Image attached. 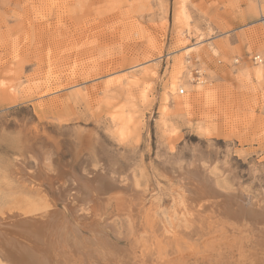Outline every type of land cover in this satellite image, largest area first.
Returning <instances> with one entry per match:
<instances>
[{"label":"rangeland","instance_id":"rangeland-1","mask_svg":"<svg viewBox=\"0 0 264 264\" xmlns=\"http://www.w3.org/2000/svg\"><path fill=\"white\" fill-rule=\"evenodd\" d=\"M182 1L0 0V223L53 209L76 223L74 173L134 190L163 234L188 232L181 174L194 161L225 194L264 206V0ZM178 61L184 96L170 84ZM258 67L260 81L244 77ZM30 151L54 156L53 187L28 185L45 169ZM114 211L100 228L128 250L130 222ZM0 264H12L1 244Z\"/></svg>","mask_w":264,"mask_h":264},{"label":"bare ground","instance_id":"bare-ground-1","mask_svg":"<svg viewBox=\"0 0 264 264\" xmlns=\"http://www.w3.org/2000/svg\"><path fill=\"white\" fill-rule=\"evenodd\" d=\"M175 19L177 24L187 28L188 18L182 6ZM183 34L189 41V31ZM195 50L196 47L188 48L186 56ZM177 64L170 84L172 90L178 88L180 92L182 86L190 87L184 80L188 74L187 77H190L191 72L183 67L184 62L178 61ZM262 75L263 70L258 67L250 73L246 72L244 77L247 80L254 78L258 82ZM202 86V82L196 86V101L203 98ZM182 104L190 106L188 100ZM30 153L40 169L43 164L45 169L41 174L38 172L36 181L26 178L29 181L23 179L24 182L28 181L30 187H39L41 191L44 184L53 187L54 176L59 172L51 169L53 154L51 157L47 152L46 155H38L33 151ZM195 163L190 164L188 169L182 168L181 174L186 196L182 213L189 214L191 224L188 232L181 231L170 236L163 234L164 231L152 216H142V210L138 213L141 206L135 200L134 190L121 189L103 175L84 178L72 173L80 193L71 206L73 210L77 209V216L80 215L78 221L72 223L62 211L53 209L46 217H28L10 224L0 223L2 252L12 264H189L196 259L214 260L219 264H232V259H235V264H245L247 261L248 264H264V206L256 208L257 204L249 205L245 201L249 197L240 189L235 194H225L215 187L208 171ZM41 178L44 180L41 181ZM215 198H220L221 202H216ZM112 204H115L113 213L130 222L128 250L111 243L100 228L101 224L108 225L106 223L109 221L106 222L103 217ZM47 207L54 208L50 204ZM83 229L89 230L90 235H84ZM252 236L255 247L249 251L246 245L251 244L249 240ZM235 253L236 256L232 258L230 254Z\"/></svg>","mask_w":264,"mask_h":264},{"label":"built area","instance_id":"built-area-1","mask_svg":"<svg viewBox=\"0 0 264 264\" xmlns=\"http://www.w3.org/2000/svg\"><path fill=\"white\" fill-rule=\"evenodd\" d=\"M254 61H255V63H262V60H261V58L260 57H254ZM196 74L197 75H200V76H198V78H197V80H200V77H201V74L197 71L196 72ZM199 82V81H198ZM179 95L180 96H184L185 95V90L183 89V90H181L180 92H179Z\"/></svg>","mask_w":264,"mask_h":264}]
</instances>
